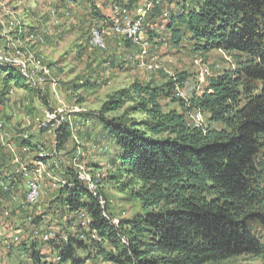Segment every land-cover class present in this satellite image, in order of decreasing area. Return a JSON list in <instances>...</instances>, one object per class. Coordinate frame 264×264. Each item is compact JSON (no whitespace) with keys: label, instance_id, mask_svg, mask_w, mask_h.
<instances>
[{"label":"trees","instance_id":"16d2710c","mask_svg":"<svg viewBox=\"0 0 264 264\" xmlns=\"http://www.w3.org/2000/svg\"><path fill=\"white\" fill-rule=\"evenodd\" d=\"M69 1L87 4L91 21L108 30L110 18L102 15L101 5L116 4L132 11L140 3ZM154 8L143 24L144 30L152 29H147L148 40L160 39L154 32L161 23L172 48L186 45L201 55L223 52L231 66L208 76L204 87L197 88L201 94L191 92L184 100L176 96L180 85L176 75L162 82L133 81L87 115L92 147L99 152H108L107 145L115 149L112 156L106 155L115 169L108 180H123L141 212L114 225L109 216L104 217L98 197L90 195L69 170L64 178L72 186L58 190L52 212L73 217L77 229L66 243L54 246L57 264L94 259L104 264H225L245 256L264 264V0H165ZM25 30L40 32L28 24ZM8 39L25 42L23 35L19 39L10 34ZM1 41L7 43L6 38ZM122 45L129 48L131 44ZM38 46H31L35 57ZM107 63L113 69L119 66L116 60ZM196 85L197 81L195 89ZM12 88H21L47 105L46 94L25 85L16 69L3 63L0 106ZM131 101L132 110L143 121L109 117ZM197 112L202 123L194 127L191 117ZM64 126L59 129L63 135L57 137V149L70 137ZM23 137L15 140L17 149L36 159L42 148L31 143V137ZM36 162L23 165L32 167ZM9 176L0 177L11 188H0V204L20 195L25 214L19 223L38 226L36 213L26 220L23 179ZM80 215L89 221L86 232L79 227ZM23 248L30 264H43V244L36 240Z\"/></svg>","mask_w":264,"mask_h":264},{"label":"rangeland","instance_id":"374dc122","mask_svg":"<svg viewBox=\"0 0 264 264\" xmlns=\"http://www.w3.org/2000/svg\"><path fill=\"white\" fill-rule=\"evenodd\" d=\"M139 1L143 2V0ZM1 2L7 6L8 10L15 12L18 18L25 20L24 25L38 28L43 33L45 41L42 46L37 47L36 57L44 66L51 67L47 82L36 88L40 90L41 95L46 94L44 97L47 105L21 88H12L8 99L0 106L2 121H0V138L2 132L5 134L3 142L0 143V152L6 146L12 154L7 164L15 166L14 170L32 161L41 162L44 165L41 173L37 174L39 176L33 177L38 182L40 192L37 205L30 206L25 201L24 203L27 206V217L31 218V213H36L40 217L37 218L36 223L46 220L48 222L46 232H52L55 235V240L48 242L36 239L37 243L43 244L40 252L41 263L57 264L59 259L56 257V250L53 251L54 246L66 243L77 229L72 216L69 218L62 213L57 215L50 209L55 202L58 190L64 186H72L65 179L69 170L73 171L77 182L82 184L88 192L91 191L90 195L98 197L99 203L105 210L104 217L109 216L114 225L118 223L117 220L129 219L141 212L139 202L131 196V189L123 187V180L119 177L108 180V176L113 177L115 169L106 155L112 156L115 149L107 145L108 152L106 150L99 152L92 147L91 139L89 140L88 137L92 136L93 132H91V124L86 120L87 115L97 112L115 91L126 89L133 81L162 82L163 78L176 75L180 84L177 90L183 93V100L191 92L201 94L198 89L205 79L231 66L232 62L223 52L212 51L201 55L186 45L184 49L172 48L166 40L168 36L164 35V27L154 32L160 38L156 42L146 38L147 29L150 27L144 30V38L139 43L127 42L136 46V51L130 47L119 46L118 39L108 30V26L104 27L100 23L91 21L90 11L85 3L78 2L72 5V2L70 4L62 0H1ZM97 5L104 8L103 5H99V2ZM52 12H55L54 18L50 15ZM158 25V27L162 26L161 23ZM95 26L99 28L105 39L104 49L90 43V32ZM25 34L29 35L28 32ZM147 41H149L147 53L149 55L145 58V62L148 60L156 62L154 65L158 66V70L155 72H148L145 68L142 70L138 59V49L142 44H147ZM31 54H33L32 50ZM21 55V51L15 53L18 58H21ZM111 60H116L119 66L113 69L107 63ZM135 60L138 64L134 63ZM201 73H204V79L202 83H199L197 78ZM52 85H55L53 90ZM176 96L181 99L178 93ZM132 106L131 101L118 111L112 112L109 117L125 116L127 122L143 121L144 117L132 110ZM201 123L202 121L200 125ZM64 125H67L70 137L60 143L61 146L57 149V137L62 138L63 135L59 129L64 128ZM203 126L207 127L206 120ZM21 135L25 140L27 136L31 137V143H37L35 145L42 148L36 159L28 158L26 153L25 157L20 156L19 150L13 147V140H18ZM105 152L107 154L103 156L102 153ZM37 228V225H34L31 238L34 230L37 236L41 235ZM17 229L9 222L0 224V246L1 243L4 247H8V243L13 245L12 236L16 235L18 239L20 236V232L16 233ZM83 230L86 232L88 229ZM91 238L94 239L93 236ZM36 240L32 239L34 242ZM84 264L104 263L100 259H94ZM225 264L261 263L245 256L229 260Z\"/></svg>","mask_w":264,"mask_h":264},{"label":"bare ground","instance_id":"6f19581e","mask_svg":"<svg viewBox=\"0 0 264 264\" xmlns=\"http://www.w3.org/2000/svg\"><path fill=\"white\" fill-rule=\"evenodd\" d=\"M66 1H68L67 3L71 4V1L69 0ZM143 1H145L146 13H144L143 15H139L140 23H135L134 29H132L131 32L124 33L122 31V28L114 26L110 23L111 24L110 32L113 34V36H116V38L118 39L119 46H122L123 42H129V41L133 43H139L142 40L140 36L144 30L143 24L147 18L146 17L147 14L155 6H160V4L163 3L165 0H143ZM54 13L52 12L50 14L53 18L55 17ZM24 21L25 20L18 18L15 12L8 10L7 6H5V4H3L0 0V38L7 39V43L5 45H4V41L0 42V65L3 63L10 65L14 69H16V71H18L21 74V76H23L25 80V85L29 87L37 88L38 86H41L47 82V79L50 77V69L44 66L43 63L38 58L34 57V54H31V46L42 45L45 40L42 34L38 31L31 32L29 33V35L25 34L27 31L24 28V26L26 25V24L24 25ZM10 34H14L15 37L18 36L19 39L21 35H25V42L21 40L10 41V39H8V36ZM143 35L144 34H142V36ZM90 37H91L90 43H93L94 45L100 47V49L105 48L106 46L105 39L98 27L95 26L92 28L90 32ZM19 49L24 50V52L21 55V58L15 56V53L17 52L19 53ZM148 49H149L148 41L147 44L146 43L142 44V46L138 49L139 52L138 59L140 60V66L142 67V70L143 68H145V70L148 72H155L158 70V66L154 65L156 62L154 61L151 62V60L145 62L146 61L145 58L149 55L147 54ZM203 79H204V73L199 74V77L197 78L198 82L202 83ZM52 86L54 88L55 85ZM192 119L194 123L192 125L194 127L199 126L200 122L202 121V117L200 114H198V112L197 114L192 115ZM39 120L40 119H38V121ZM4 136L5 134L4 132H2L0 143L3 142ZM43 166L44 165H42L41 162H36L33 163L32 167H28L27 165H22L19 166L18 170L14 171V174L19 175V177L23 179V182H26V186H29L33 189V196L30 197L28 201H25V203L30 206H34L35 204L37 205L39 199L40 192H39V186H37L38 182H36L33 179V177L39 176L37 174L41 173ZM9 177L12 176L10 175ZM64 183L65 182L63 181L62 184L64 185ZM0 184H4V187L10 188L7 182L1 181ZM27 220H31V218L27 217ZM79 221H80V227L86 229L89 223L88 219L84 215H80ZM33 234H36L35 239H38L41 242L42 241L48 242L50 240L55 239V235L52 232H44L41 235L37 236V232L36 230H34ZM12 242L14 243V245L17 244L19 242L18 236L16 235L12 236Z\"/></svg>","mask_w":264,"mask_h":264},{"label":"crops","instance_id":"0c3cea01","mask_svg":"<svg viewBox=\"0 0 264 264\" xmlns=\"http://www.w3.org/2000/svg\"><path fill=\"white\" fill-rule=\"evenodd\" d=\"M142 3L143 2H140L139 5H141ZM173 6L171 8H173ZM110 10H111V4H105L103 11H102V15L104 17L109 18L110 17ZM163 15H166V14H163ZM160 29H162V28L157 27V29L155 31H158ZM154 41L156 42L155 39H154ZM132 46H130V48H132V49H134V51H136L137 50L136 46H133V47ZM34 144H37V143H34ZM13 147L19 148V145H18L17 141H15V140L13 142ZM2 152H0V155L3 156L2 164H1L2 169H0V177H4V176L10 174L12 177L19 178V175L14 174V171L18 170L19 168L14 170L13 168H15V166H13L9 163H8L9 165L7 164V160L8 161L11 160L12 154L9 153V151L7 149H4V147L2 149ZM20 156L25 157V155H23L22 153L20 154ZM9 178H11V177H9ZM22 208H23V204H21L20 195H18L17 199H15V198H12L11 200L8 199L3 204H0V220H2V223L5 224V223L9 222V224L11 223L12 227L18 228L16 233L20 232V236H19L20 243L19 244H17V245L13 244L12 245V244L8 243V247H6V246L4 247L3 246L4 244L1 243V246H0V264H30V260L29 259L27 260L28 257L26 258L27 252L23 248V245L24 244L30 245V243H33L32 238H31V230L34 229V225L32 226V225L26 224L24 222H23V224L19 223V221H20L19 219L21 217H23V215L25 214V211ZM50 209L52 211L54 210V204H53V206H50ZM40 222L41 223L39 224V226H37L38 227L37 231L40 234H42V233H44V230L46 229V224L48 222H46V220H42ZM46 231L47 230H45V232ZM8 232H10V231H8ZM45 261H48V260H45Z\"/></svg>","mask_w":264,"mask_h":264},{"label":"built area","instance_id":"2783aa9c","mask_svg":"<svg viewBox=\"0 0 264 264\" xmlns=\"http://www.w3.org/2000/svg\"><path fill=\"white\" fill-rule=\"evenodd\" d=\"M144 13H146L145 1H143L141 5L137 6L132 11L124 7H121L119 5L112 4L111 10H110V17H109L110 19L108 20V23H111L114 26L122 28V31L124 33H129L131 32L132 29H134L135 23H140L139 15H143ZM142 34L140 38H143ZM52 90H53V87H52ZM178 94L183 100V93L178 92ZM191 124H194L192 117H191ZM4 148L6 149V146H4ZM23 183L25 186L24 188L25 189V200L24 201H28V199L33 196V189L29 186H26V182H23ZM0 188H2L3 191H9L11 189V188L4 187V184H0ZM27 221L29 222L31 220H27ZM0 224H4V223H2L1 221ZM32 236H33L32 239H34L36 234H32Z\"/></svg>","mask_w":264,"mask_h":264}]
</instances>
